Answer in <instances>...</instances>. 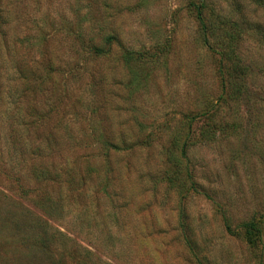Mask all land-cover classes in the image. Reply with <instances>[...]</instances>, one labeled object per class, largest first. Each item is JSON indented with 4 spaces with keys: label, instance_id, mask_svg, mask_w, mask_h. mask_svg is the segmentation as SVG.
I'll list each match as a JSON object with an SVG mask.
<instances>
[{
    "label": "rangeland",
    "instance_id": "1",
    "mask_svg": "<svg viewBox=\"0 0 264 264\" xmlns=\"http://www.w3.org/2000/svg\"><path fill=\"white\" fill-rule=\"evenodd\" d=\"M0 264H264V0H0Z\"/></svg>",
    "mask_w": 264,
    "mask_h": 264
},
{
    "label": "trees",
    "instance_id": "2",
    "mask_svg": "<svg viewBox=\"0 0 264 264\" xmlns=\"http://www.w3.org/2000/svg\"><path fill=\"white\" fill-rule=\"evenodd\" d=\"M195 10H196V15H197L196 18L198 20V24H199L200 29L202 31V36H203L204 42L207 43L206 25H205V21L203 19L201 8L197 5ZM94 52L97 54H103V51L99 50V49H94ZM224 226H225V229L227 232H231V229H230L229 225L227 224V221H225ZM242 227L246 230L247 235L250 237L249 239L254 241V239L251 238V233L252 232L258 233L259 232L258 224L254 220H252L249 223L244 224ZM49 241H50L49 237L41 236V240L39 241V243H37V245L40 246L41 249H43L44 251L48 252V250L50 251L52 248V242H49Z\"/></svg>",
    "mask_w": 264,
    "mask_h": 264
}]
</instances>
